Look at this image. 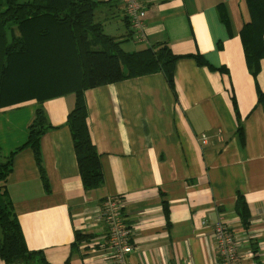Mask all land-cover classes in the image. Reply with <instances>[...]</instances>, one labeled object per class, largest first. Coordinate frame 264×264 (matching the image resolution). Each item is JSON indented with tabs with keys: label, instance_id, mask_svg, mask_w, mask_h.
<instances>
[{
	"label": "crops",
	"instance_id": "1",
	"mask_svg": "<svg viewBox=\"0 0 264 264\" xmlns=\"http://www.w3.org/2000/svg\"><path fill=\"white\" fill-rule=\"evenodd\" d=\"M96 1H104L96 19L123 50L167 41L185 55L175 63L177 98L161 72L85 91L104 176L89 190L66 124L74 93L44 101L54 126L41 138L49 186L29 148L15 155L7 180L28 249L50 264H116L100 214L104 200L118 196L132 231L128 264H218L212 232L220 217L240 239L244 264H264V56L252 73L241 36L251 19L246 1L141 0L143 42L134 39L121 5ZM36 103L0 109L2 154L27 140ZM239 194L248 225L235 208Z\"/></svg>",
	"mask_w": 264,
	"mask_h": 264
},
{
	"label": "trees",
	"instance_id": "2",
	"mask_svg": "<svg viewBox=\"0 0 264 264\" xmlns=\"http://www.w3.org/2000/svg\"><path fill=\"white\" fill-rule=\"evenodd\" d=\"M106 1V0H105ZM251 19L241 30L246 59L252 73L264 56V0H245ZM104 1L96 0H0V109L25 99H36L27 140L8 155L0 151V257L5 264H50L41 251L29 250L8 197L7 180L15 155L33 151L41 177V138L54 126L44 109L46 99L74 93L67 115L78 167L85 190L104 182L100 154L92 141L85 99L87 89L151 73H163L177 98L175 63L185 56L175 54L167 41L127 52L122 40L105 33L96 19ZM221 19L226 20L222 6ZM199 64L200 55L188 54ZM235 208L245 225L249 210L242 195ZM256 258V257H255ZM64 264H70L67 260Z\"/></svg>",
	"mask_w": 264,
	"mask_h": 264
},
{
	"label": "built area",
	"instance_id": "3",
	"mask_svg": "<svg viewBox=\"0 0 264 264\" xmlns=\"http://www.w3.org/2000/svg\"><path fill=\"white\" fill-rule=\"evenodd\" d=\"M122 6L136 41L146 40V11L141 0H106ZM203 136V140H205ZM124 204L118 196L107 197L102 204L101 219L106 228V238L112 249L116 264H128L129 254L134 250L131 227L123 214ZM213 242L218 264H244L241 243L231 226L220 217L213 227Z\"/></svg>",
	"mask_w": 264,
	"mask_h": 264
},
{
	"label": "rangeland",
	"instance_id": "4",
	"mask_svg": "<svg viewBox=\"0 0 264 264\" xmlns=\"http://www.w3.org/2000/svg\"><path fill=\"white\" fill-rule=\"evenodd\" d=\"M114 26V25H113ZM109 28H107V30H108Z\"/></svg>",
	"mask_w": 264,
	"mask_h": 264
}]
</instances>
